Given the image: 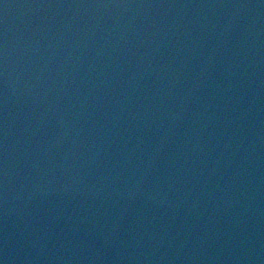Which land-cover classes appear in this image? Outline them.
I'll return each instance as SVG.
<instances>
[{"label": "water", "instance_id": "1", "mask_svg": "<svg viewBox=\"0 0 264 264\" xmlns=\"http://www.w3.org/2000/svg\"><path fill=\"white\" fill-rule=\"evenodd\" d=\"M0 264H264V0H0Z\"/></svg>", "mask_w": 264, "mask_h": 264}]
</instances>
